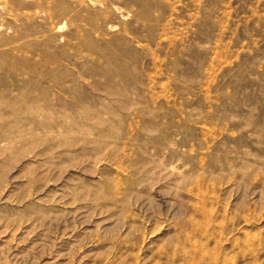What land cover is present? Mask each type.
I'll return each mask as SVG.
<instances>
[{
    "label": "rangeland",
    "instance_id": "rangeland-1",
    "mask_svg": "<svg viewBox=\"0 0 264 264\" xmlns=\"http://www.w3.org/2000/svg\"><path fill=\"white\" fill-rule=\"evenodd\" d=\"M0 264H264V0H0Z\"/></svg>",
    "mask_w": 264,
    "mask_h": 264
}]
</instances>
